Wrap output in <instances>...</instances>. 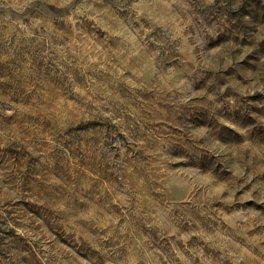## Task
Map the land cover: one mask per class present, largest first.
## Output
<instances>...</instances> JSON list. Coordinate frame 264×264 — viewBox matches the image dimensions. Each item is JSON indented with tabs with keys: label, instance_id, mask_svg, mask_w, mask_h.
Instances as JSON below:
<instances>
[{
	"label": "rangeland",
	"instance_id": "obj_1",
	"mask_svg": "<svg viewBox=\"0 0 264 264\" xmlns=\"http://www.w3.org/2000/svg\"><path fill=\"white\" fill-rule=\"evenodd\" d=\"M0 264H264V0H0Z\"/></svg>",
	"mask_w": 264,
	"mask_h": 264
}]
</instances>
